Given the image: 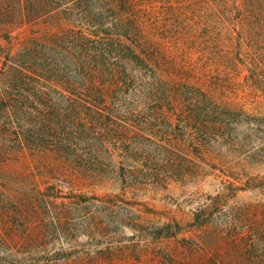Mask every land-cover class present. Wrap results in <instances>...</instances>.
<instances>
[{
  "label": "trees",
  "instance_id": "16d2710c",
  "mask_svg": "<svg viewBox=\"0 0 264 264\" xmlns=\"http://www.w3.org/2000/svg\"><path fill=\"white\" fill-rule=\"evenodd\" d=\"M164 1L0 0V26L45 23L14 53L0 41V161L51 154L89 175L114 169L124 183L166 181L172 176L161 170L173 173L181 147L203 149L200 137H224L234 116L250 115L218 97L216 86L188 75L193 67L177 44L169 46L164 29L191 39L200 29L261 27L264 0H202L206 14L185 19L156 14ZM47 193L38 189L35 202L51 203L56 194ZM28 199L0 190V202L15 204L16 212ZM243 208L241 222L249 215ZM50 223L56 230L57 220ZM252 231L228 237L238 252L233 264H250L258 239L264 246V236ZM7 237L0 230V264H20L5 263L15 241ZM23 239L34 244L40 237Z\"/></svg>",
  "mask_w": 264,
  "mask_h": 264
},
{
  "label": "rangeland",
  "instance_id": "374dc122",
  "mask_svg": "<svg viewBox=\"0 0 264 264\" xmlns=\"http://www.w3.org/2000/svg\"><path fill=\"white\" fill-rule=\"evenodd\" d=\"M166 1L156 14H206L202 0L174 7ZM44 24L0 26L2 50L14 53ZM164 30L169 46L177 44L193 67L191 78L216 86L218 97L250 115L234 116L224 137H200L203 149L181 147L173 154V173L161 170L172 176L166 181L124 183L114 169L89 175L51 154L18 153L0 161V190L31 200L17 212L15 204L0 202V230L15 239L5 263L233 264L238 252L229 238L248 228L255 238L264 236V26L200 29L191 39L185 31ZM154 151L163 157L162 148ZM46 188L56 197L36 203L34 194ZM246 205L249 215L241 222ZM24 237L40 239L33 244ZM257 242L250 264H264V246Z\"/></svg>",
  "mask_w": 264,
  "mask_h": 264
}]
</instances>
